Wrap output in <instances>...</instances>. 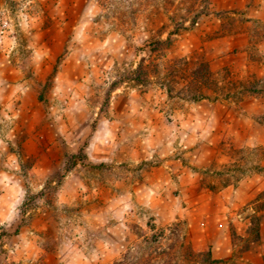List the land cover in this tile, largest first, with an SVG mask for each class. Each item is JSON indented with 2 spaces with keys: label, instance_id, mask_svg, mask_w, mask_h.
I'll use <instances>...</instances> for the list:
<instances>
[{
  "label": "clouds",
  "instance_id": "clouds-1",
  "mask_svg": "<svg viewBox=\"0 0 264 264\" xmlns=\"http://www.w3.org/2000/svg\"><path fill=\"white\" fill-rule=\"evenodd\" d=\"M189 3L175 0L169 10L175 23L158 32L159 24L152 23L148 12L158 7L164 15L161 23L168 21L164 0L151 5L142 0H18L14 18L0 0V37L5 41L0 63V264H42L48 238L33 218L45 208L56 216L55 264H211L206 252L190 254L185 237L202 219L189 181L200 183L209 166L204 152L212 143L215 112L205 113L209 127L197 134L199 122L185 118L195 102L184 92L177 96L173 91L171 99L168 95V88L175 87L172 67L189 60L177 53L181 38L174 36L173 47L163 46L158 54L151 47L153 40L166 45L167 33L177 26L184 36L198 31L192 27ZM238 9L249 34V56L264 63V0H245ZM49 17L62 36L58 59L41 40ZM53 60L57 67L42 79L40 72ZM69 62L81 70L75 82L64 72ZM153 67L145 87L136 85L137 73ZM118 99L125 103L118 107ZM257 100L264 102V93ZM252 102L234 107L240 135L232 141L240 164L224 177L229 181L223 189L228 193L226 213L208 240L212 249L230 222L250 227L245 217L254 215L251 205L244 208L242 197L246 182L264 164V108L251 110ZM36 123L46 124L62 141L57 159L38 162L46 169L43 173L28 163L30 129ZM197 142L200 147L190 151ZM231 147L226 146L228 152ZM178 155L187 161L185 168L174 166ZM142 162L158 163L162 174H149ZM101 164L105 167L94 172ZM229 167L231 160L225 165ZM73 177L72 200L79 197L84 207L68 214L65 205L72 200L58 192ZM42 190L46 196L38 195ZM241 247L243 241L232 245L234 251Z\"/></svg>",
  "mask_w": 264,
  "mask_h": 264
},
{
  "label": "rangeland",
  "instance_id": "rangeland-1",
  "mask_svg": "<svg viewBox=\"0 0 264 264\" xmlns=\"http://www.w3.org/2000/svg\"><path fill=\"white\" fill-rule=\"evenodd\" d=\"M17 2L18 0H4V3L8 6L10 18H14L15 16ZM19 2L22 3L23 0H19ZM173 3H175V0ZM244 3L245 0H209L208 8L214 12L208 15L203 14L198 18L196 23L192 25V27L198 29L196 33L191 36H184L181 32V27L178 26L180 27L178 30L175 28L172 30L177 32L171 35V43L163 45L171 48L176 43L173 37H180L181 39L178 45H176L177 53L181 57L184 55H188L189 57L187 65L180 68L174 66L179 70L176 75L172 76L169 74L175 87L170 86L168 88V95L169 99H171L173 91L176 92L177 96L184 92L195 102V110L190 112V117L186 116L185 118L189 119L192 124L199 122L200 127L197 129V134L209 127L205 113L215 112V123L211 125L209 135L212 143L206 145V151L204 152L205 160L210 162L209 166L204 170L200 183L189 181L193 200L200 206V217L202 219L198 218L199 223H194L189 227L186 237L197 251L211 249L208 240L215 234V230L218 227L217 221L220 219L221 214L226 213V205H224L223 199L227 197L228 193H224L223 189L229 187V181L224 179V177L226 173H231L233 169L239 168V152L232 141L233 137H239L240 135L239 130L234 127V107L236 105L242 106L244 102L252 99L253 102L248 105L251 110L264 108V102L257 100V96L264 93V84H261V80L264 79V63L257 64L255 57L249 56V34L246 31V27L241 24L238 16V5L242 6ZM165 15L167 14L165 13ZM148 17L154 25L159 24L158 32H165L168 28V22L175 23V20L169 18L168 21L161 23V21H164V15H161V12L155 8H151L148 12ZM53 24L54 22L51 17L44 21L41 27L43 34L41 40L46 46H51L54 49L58 59L62 48V36L54 28ZM3 26V10L0 9V28H3ZM184 32H187L186 28ZM167 36H169V32ZM155 41L153 40L151 47L153 54H158L163 46L159 50H154ZM4 48L5 41L0 37V63L4 61ZM200 61H207L209 63L214 77L219 81L220 85L224 86V89L228 87L234 92L232 98H226L222 93L216 94L212 88L207 87L202 89L205 95L204 98H192L193 92L191 90H194L188 84L189 72ZM56 67V60H53L50 65L40 72L41 78L46 80L47 73ZM154 70L153 67L148 71ZM13 71L11 67L7 70L9 75ZM80 71V68L70 62L64 65L65 74L73 82L79 79ZM146 83H136V85L143 88ZM242 84H246L253 91L242 93L240 91ZM258 84H260L259 88L257 87ZM233 85L237 89H234ZM34 103L37 108L41 107L39 99H36L35 96ZM116 103L119 107L125 103V100L118 99ZM30 134L33 139L29 141L31 157L28 163L30 165H38L37 171L43 173L46 169L43 166H39L38 162L45 158L48 160L57 159L58 154L62 151V141H58L54 137L52 130L43 123L33 125L30 129ZM53 144H56L55 148ZM229 145L232 146L230 152L226 148ZM199 147L200 142H197L190 146L189 150H195ZM176 159H179L183 163V167L187 166V161L179 155L176 156ZM228 160H231V167L225 168ZM157 166L160 165L158 163L151 164L144 162L140 165L149 174L154 175L156 173L152 171ZM104 167L105 165L103 164L95 166L93 171L98 172ZM175 167L180 168L178 165ZM261 173H264V164L257 167V174L261 175ZM74 182L75 177L63 183V192H58V195L62 199L72 200L74 196ZM204 187L207 188V192L202 191ZM176 194L173 193V195ZM225 194L226 196H224ZM38 195L46 196L47 193H38ZM243 197H246V194H243ZM249 205L254 208V214L258 218L259 238L255 239L251 231V216L245 217L250 227L230 222L227 231L228 242L226 243L228 245L227 251L229 252V256L224 258L221 256L222 253H217L219 259H222V261L216 264H264V256L257 255L258 252L264 253V189L243 206L246 209ZM83 207L79 202V197L72 200L71 204L65 205L68 214L79 212ZM62 211L64 210L62 209ZM55 219L54 210L51 208H45L41 214L33 218V222L42 229L43 235L48 238L45 246L46 259H42V264H55V241L53 239ZM185 224H188L187 220H185ZM242 231L245 233L244 236L240 235ZM240 241H243V247L234 251L232 245ZM224 245V242H222L223 247ZM237 257L239 259H236Z\"/></svg>",
  "mask_w": 264,
  "mask_h": 264
},
{
  "label": "trees",
  "instance_id": "trees-1",
  "mask_svg": "<svg viewBox=\"0 0 264 264\" xmlns=\"http://www.w3.org/2000/svg\"><path fill=\"white\" fill-rule=\"evenodd\" d=\"M208 1L209 0H199V2L204 5L203 8H198L196 0H191V3L188 4V11H189V13L192 14V25L196 23V21L198 20V18L201 15H203V14L208 15V14L214 12L208 8ZM142 2L145 5H151L152 3H154V0H142ZM173 2H174V0H164L165 13L167 14L168 18L171 20H175L174 13L169 14V10L173 8V4H174ZM182 3H187V0H182ZM154 8L157 11H160V9L158 7H154ZM178 28H180V27H178V26L175 27L176 30H178ZM176 32L177 31L169 32V36H168V39L166 41V45L171 43V35L173 33H176ZM162 46L163 45L161 44V42L156 40L154 50H159ZM187 63L184 65H187ZM147 71L148 70L142 69L140 72L137 73V75L135 77V81L137 84H142V83L146 82ZM178 72H179V70L173 66L172 70L170 72V75L174 76ZM189 73H190V75H189L190 77H189V83L188 84L190 85V88L194 90V91L191 90V92H193L192 98H195V99L204 98L205 95L202 91V89L204 87L212 88L214 90V92H216V94L222 93L226 96V98H232L233 97L234 92H232L231 89L228 87L224 89V86H221L219 81L215 79L214 73L211 70L209 63L207 61L198 62L197 64H195L194 67H192V69L190 70ZM233 86H234V89H237V87L235 85H233ZM240 88H241L240 91L242 93H245L248 91H253L246 84H242ZM170 92H171V88H170ZM44 192L45 191L42 190L40 194H44ZM251 231L253 233L254 238L258 239L259 238V224H258V218L256 217L255 214L251 216ZM185 239H186L187 245L190 247V254H191V252H206L207 253V260H210L211 264H216V263L222 261V259L214 257L211 249L197 251L194 249L192 243L187 239V237H185Z\"/></svg>",
  "mask_w": 264,
  "mask_h": 264
},
{
  "label": "crops",
  "instance_id": "crops-1",
  "mask_svg": "<svg viewBox=\"0 0 264 264\" xmlns=\"http://www.w3.org/2000/svg\"><path fill=\"white\" fill-rule=\"evenodd\" d=\"M176 165H178L180 168L181 167L185 168V167H183V163L180 162L179 159L175 160L174 166H176ZM171 166H173V165H170V167ZM161 171L163 172V169L160 166H157L156 168L153 169L152 172H155L156 174H158V173L162 174ZM246 184H247L246 191L243 193V194H246V197H243L244 204L248 203L252 198H254L260 191H262L264 189V176L257 174L255 177L249 178V180L246 182ZM224 196H226V194ZM222 242H224V244H225L224 247L222 246ZM227 242H228L227 241V233L223 237L217 239L216 244H215V249L211 248L214 257H218L219 256L218 254H220V253H222L221 256H223L224 258L229 256V252L227 251V246H228L226 244Z\"/></svg>",
  "mask_w": 264,
  "mask_h": 264
}]
</instances>
